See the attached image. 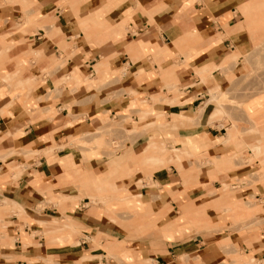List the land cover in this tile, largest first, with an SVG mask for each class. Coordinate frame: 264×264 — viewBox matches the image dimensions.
Segmentation results:
<instances>
[{"label":"crops","instance_id":"obj_1","mask_svg":"<svg viewBox=\"0 0 264 264\" xmlns=\"http://www.w3.org/2000/svg\"><path fill=\"white\" fill-rule=\"evenodd\" d=\"M262 6L0 0V206L16 205L5 210L0 264H264V92L237 114L223 104L229 117H212L210 101L217 91L240 99L232 88L264 58ZM113 122L141 133L124 156L76 143ZM152 139L175 148L166 158L153 145L149 158L175 164L151 171V184L118 180ZM187 146L200 159L191 173L179 160ZM221 156L231 158L216 171L207 161ZM91 175L126 184L128 201L104 203L86 186ZM252 196L258 224H233L243 209L231 207Z\"/></svg>","mask_w":264,"mask_h":264},{"label":"rangeland","instance_id":"obj_2","mask_svg":"<svg viewBox=\"0 0 264 264\" xmlns=\"http://www.w3.org/2000/svg\"><path fill=\"white\" fill-rule=\"evenodd\" d=\"M262 13L264 15V6H262ZM264 30V22H263V26H261ZM236 63V61H235ZM235 63L232 62V64L234 65ZM234 76L230 77L231 81L233 80ZM237 81V80H236ZM238 86L233 87L232 89V95L233 92L236 94L242 92L243 96L240 97V99H237L234 96V99H230V93L227 92H221V91H217L215 93H218V97L216 100L213 99L214 95L213 93L210 95V101H215L218 109H216V111H214L212 117L216 118H222L223 115L225 114L227 117H229L230 115L228 114L229 111H227L226 113L223 111V107L225 105H227L229 108H227V110H230V114L231 113H238V111L241 108V100H243L245 97H249L252 96L254 94H258L261 92H264V58H259L257 57L256 60L254 61L252 67L249 69V71L242 76L241 78L238 79ZM241 85H244L242 88ZM238 91V89H240ZM235 94V95H236ZM225 104V105H223ZM222 105V106H221ZM260 105L259 101H252L250 103H248V105L246 106V109H248V111L252 112L253 109L258 108ZM218 114V115H216ZM126 118V117H125ZM125 118H123L125 120ZM119 122H123L121 119ZM117 122H113L111 123V125H108L104 128V130L99 131L95 136H98V140L96 141H88V140H79L76 143L80 144L82 146H87V147H92V146H99L101 147L104 152L108 155V156H115L116 154L120 153L123 154V156L125 154H127L126 152V142L128 141L130 144H132L135 141V145H136V139L141 135V133H139L138 131H134V130H130L128 131V129H124L122 126L117 125ZM121 124V123H120ZM174 127V125H171ZM123 129V133L121 134L117 129L120 128ZM253 132V131H252ZM250 133V136H254L253 133ZM231 134L233 135L232 132L229 131L228 136H231ZM241 136H244V134H240ZM246 136V134H245ZM156 146L157 148H161L166 154V158H168V156L170 154L173 153V149L175 147H167L164 142H160L156 139H152L143 149L141 150H137V148H135V155L132 156V158H134L137 163L136 164H132V162L130 163L128 171H125L124 176H122L120 179L118 180H122L124 178H127L130 175H139L140 177H144L146 178V182L148 183H152L151 182V171L157 169V168H161V167H165L166 169L169 168L170 164H175L173 162L170 161H165L164 163H159L156 162L152 159H150V155L152 154V146ZM237 146V154L235 155V158L241 159L242 158V150L241 147L239 145ZM244 146V145H242ZM190 154H185L183 155L179 160H181L183 162V166L184 168H186L185 171L183 172H188L191 173L192 171H195V169L197 168L195 165L196 163L200 162L199 157L196 156H192L193 150H196V148H191V147H185ZM134 149L131 148L130 152H133ZM126 151V152H125ZM129 151V150H128ZM139 151V153H138ZM260 151V150H258ZM131 153H129L128 155H130ZM134 154V153H133ZM249 155L246 154V157H248ZM229 158L230 156H221L218 158H214V159H209L207 162H210L213 164V166L215 167L216 171H220V170H224L227 166L224 165L222 163V159L223 158ZM231 158V157H230ZM260 170L256 173V174H262L264 172V168L263 165L260 163ZM233 167V165H232ZM231 167V168H232ZM178 168V171L182 172V168L181 166L178 167V165H176V169ZM181 169V170H180ZM198 169V168H197ZM14 172L15 173H19L20 172V168L18 166L14 167ZM180 172V173H181ZM89 178H91L92 180L90 181V183H88L86 186H88L91 190V192H98V193H103V196L100 197V199L108 204L112 201H128L127 197L122 194L119 195L120 192H124L125 189H122V187H126V184L123 185H118L117 186H112V183H99L100 180L96 179L94 176H89ZM117 183V180L115 181ZM139 182V180H138ZM240 183V182H239ZM140 184V183H139ZM225 188H228L227 185H225ZM229 193V192H227ZM105 195V196H104ZM13 208L16 206L14 203H11ZM256 204H258V201H256L255 197L252 196L250 198H247V204H241L239 202H237L236 205H234V207L232 206L231 208H237V207H242L243 211L241 214H238L237 216H235V218L232 220L233 224H238V223H242V224H246L248 227H252L255 226L256 224H258V214L260 213V210L257 209ZM136 205V204H135ZM12 206H10V203H8V201H5V203L2 204V206H0V243H2L3 241H6V236L5 234L3 235L2 232V227L4 226H8L10 223L9 220V216L11 215L8 213V215L5 213V210L8 208H11ZM137 207V205H136ZM220 209V208H219ZM241 209V210H242ZM15 210V209H14ZM238 210V209H237ZM240 210V211H241ZM15 212V211H14ZM239 211H236V213H238ZM262 212V211H261ZM264 212V211H263ZM5 213V214H4ZM13 213V212H11ZM4 214V215H3ZM3 215V217H2ZM3 219V221H2ZM195 225H200L203 224V228L206 227L205 229H207V222L202 219V218H198L196 220H193ZM216 226V225H215ZM66 228V226H64ZM218 227L216 226L215 229H217ZM22 229V228H21ZM11 241H13L15 238H10ZM6 262H8L9 260H11V257H4Z\"/></svg>","mask_w":264,"mask_h":264}]
</instances>
